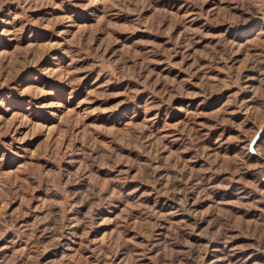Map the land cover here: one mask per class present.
I'll list each match as a JSON object with an SVG mask.
<instances>
[{
  "label": "rangeland",
  "instance_id": "obj_1",
  "mask_svg": "<svg viewBox=\"0 0 264 264\" xmlns=\"http://www.w3.org/2000/svg\"><path fill=\"white\" fill-rule=\"evenodd\" d=\"M0 264H264V0H0Z\"/></svg>",
  "mask_w": 264,
  "mask_h": 264
}]
</instances>
